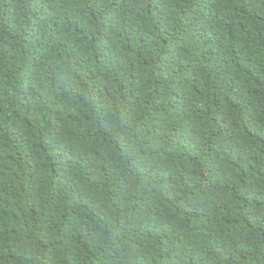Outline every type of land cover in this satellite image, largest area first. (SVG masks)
Listing matches in <instances>:
<instances>
[{
	"label": "trees",
	"instance_id": "trees-1",
	"mask_svg": "<svg viewBox=\"0 0 264 264\" xmlns=\"http://www.w3.org/2000/svg\"><path fill=\"white\" fill-rule=\"evenodd\" d=\"M0 264H264V0H0Z\"/></svg>",
	"mask_w": 264,
	"mask_h": 264
}]
</instances>
